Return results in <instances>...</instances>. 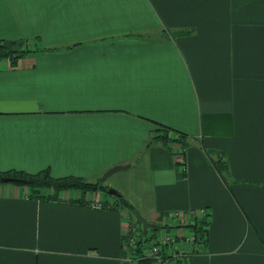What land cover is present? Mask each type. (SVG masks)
<instances>
[{
	"label": "crops",
	"instance_id": "0c3cea01",
	"mask_svg": "<svg viewBox=\"0 0 264 264\" xmlns=\"http://www.w3.org/2000/svg\"><path fill=\"white\" fill-rule=\"evenodd\" d=\"M2 42L37 53L0 59V173L132 177L105 208L0 185V264H127L125 204L174 240L205 210L182 264H264V0H0Z\"/></svg>",
	"mask_w": 264,
	"mask_h": 264
},
{
	"label": "trees",
	"instance_id": "16d2710c",
	"mask_svg": "<svg viewBox=\"0 0 264 264\" xmlns=\"http://www.w3.org/2000/svg\"><path fill=\"white\" fill-rule=\"evenodd\" d=\"M35 52L36 51L29 50L28 48H26L25 44L22 43H0V59H8L9 61H11V64H15L21 57ZM160 131H162V133H160L154 139L160 140L164 145H169V143H177L181 149H184L188 145L186 135L172 131L171 129L165 127H161ZM225 166L226 163L223 162L222 159H219L214 165L219 175L226 181L225 178L227 176L226 173L228 170ZM4 177L17 180L12 184L24 187L27 190V198L32 200L59 202L61 201L60 199L63 193L75 192L78 195H76L73 201L68 198L65 202L61 203L86 206L90 204L88 199L90 195L100 194L102 196H108L107 191L109 187H107L103 183L88 182L85 179L72 176L54 178L51 176L48 169L39 171L35 174H28L22 171H8L5 173H0V179ZM0 185H3V183L0 182ZM43 191H46L47 193H43ZM102 207L105 208V202H102ZM125 207L128 209L129 213H132V211L134 210L128 204H125ZM197 220L198 221L196 222V224L192 225L193 232L196 236L195 243L202 244L206 240L207 236V216L198 218ZM136 223L138 222L136 221ZM164 229V227H159L158 225H155L153 229H148L146 232H143L142 227L140 225L139 234L137 236V245L134 252V255H136L138 259H140L136 264H153L154 261H152L151 259L142 258L141 254L149 246V243L154 238V236L163 233L162 231ZM160 254L163 255V259H165L164 249L160 250ZM183 257L185 258L187 256ZM178 260L180 261L178 264H182L181 257H178Z\"/></svg>",
	"mask_w": 264,
	"mask_h": 264
},
{
	"label": "built area",
	"instance_id": "2783aa9c",
	"mask_svg": "<svg viewBox=\"0 0 264 264\" xmlns=\"http://www.w3.org/2000/svg\"><path fill=\"white\" fill-rule=\"evenodd\" d=\"M89 202L90 206L94 208H102V202L101 201H94L93 196H89ZM207 214L205 210H201L196 214L195 219L205 217ZM168 219L172 221L173 223H176L178 225H183V219L178 216L175 213H169ZM196 219V220H197ZM196 240V236L191 230L190 232H187L186 235L183 237V241L185 243H192L194 244ZM137 245V236L135 233V230L131 227L130 230L125 234L124 240H123V248L125 250V260L124 262L127 264H133L134 260H139L135 253V248ZM165 250V256H177V257H183L187 255L184 251H178L175 247V240L173 238H166L165 240H151L149 243V246L142 252V258L144 259H151L153 264H164L163 255L160 254V250Z\"/></svg>",
	"mask_w": 264,
	"mask_h": 264
},
{
	"label": "rangeland",
	"instance_id": "374dc122",
	"mask_svg": "<svg viewBox=\"0 0 264 264\" xmlns=\"http://www.w3.org/2000/svg\"><path fill=\"white\" fill-rule=\"evenodd\" d=\"M131 177L132 176L130 175V172L129 171H127V170L119 171V172L114 173L110 177H108L107 180L104 182V184L105 185H108L109 189L115 190L118 193V190L117 189H121L122 187L127 186V184L131 180ZM101 178H102V175L100 176V178L98 179V181ZM9 184L12 185V186L15 185V184H12V183H5L4 185H9ZM43 193H47V192L46 191H43ZM139 211H141V210L139 209ZM134 221H135V219H134ZM137 225H138L137 227H133L132 226V228L135 230L136 236H138L139 230H140V225L138 223H137ZM166 238H171V237L168 234L160 233L159 235H155L154 238H153V240H165ZM175 245H176V247L179 250H181V248L186 247V246L188 248H191V246H192V244H186V243H184V241L182 239H180L178 236H177V238L175 240Z\"/></svg>",
	"mask_w": 264,
	"mask_h": 264
},
{
	"label": "water",
	"instance_id": "95a60500",
	"mask_svg": "<svg viewBox=\"0 0 264 264\" xmlns=\"http://www.w3.org/2000/svg\"><path fill=\"white\" fill-rule=\"evenodd\" d=\"M128 166H114L112 168H110L109 170H107L103 175L102 178L99 180L100 183H104L108 177H110L111 175H113L116 172L122 171L127 169ZM17 180L12 179V178H1L0 182L5 184V183H13L16 182ZM108 195L110 196H114V197H119L120 195L112 189H108ZM132 215L134 216V218L137 220V222L141 225L143 232H146L148 229H153L154 225L150 224L149 222H147L140 214L138 211L133 210L132 211Z\"/></svg>",
	"mask_w": 264,
	"mask_h": 264
}]
</instances>
